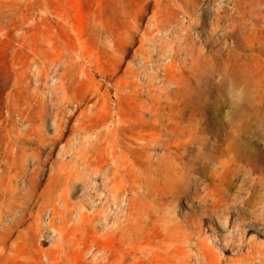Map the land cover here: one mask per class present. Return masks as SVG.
I'll return each instance as SVG.
<instances>
[{
  "label": "rangeland",
  "instance_id": "rangeland-1",
  "mask_svg": "<svg viewBox=\"0 0 264 264\" xmlns=\"http://www.w3.org/2000/svg\"><path fill=\"white\" fill-rule=\"evenodd\" d=\"M221 1L0 0V264H264V0ZM181 109L204 129L214 111L246 115L255 142L225 198L249 197L260 224L242 250L200 201L226 152L190 173L198 182L131 162L122 128L163 140L151 115ZM147 153L156 164L167 150ZM47 209L60 222L43 240Z\"/></svg>",
  "mask_w": 264,
  "mask_h": 264
},
{
  "label": "bare ground",
  "instance_id": "bare-ground-1",
  "mask_svg": "<svg viewBox=\"0 0 264 264\" xmlns=\"http://www.w3.org/2000/svg\"><path fill=\"white\" fill-rule=\"evenodd\" d=\"M213 3H214V1H213ZM220 3L222 4L223 2L221 1ZM216 4L220 5L219 3H216ZM219 7H218V10L220 9ZM232 11H233V9H232ZM227 19H228V17H227ZM237 76H238V78L242 79V75H240V73L238 71H237ZM80 100H81V98H80ZM82 100H83V98H82ZM75 103H77V102H75ZM256 107H254V108H256ZM118 111H119V109H118ZM114 116L115 115H111L110 117L112 119H117L119 122H124L125 118H126V117L124 118L122 116H116V117H114ZM202 116L203 115H199V114L192 113V112L186 113L183 111V109L179 110V112H176V113L170 114V115H165L162 113L152 114L151 115L152 120L159 123V125L165 131V139H163V140H162L163 136L160 134H157L154 138H150V139H145L143 135H139L138 138H134L133 134H134L135 130L132 128V126H127V124H126L125 127H127V128H124V127L122 128L125 132L124 137H126L129 141L128 145H126V148L129 151L130 155H132V157H133L131 162L134 165L139 164L140 166H142L143 164H147L148 166L147 165L146 166L148 169H153L155 171L160 170L164 166H165V168H169L172 171L179 170V172L174 175L173 179H175V180L176 179L177 180L187 179V182H188V180L197 181V179L195 177L193 179L192 175L190 174L192 171L195 173L196 172L204 173L205 171L209 170V164H210L209 161L212 159L213 153L223 152V151L226 152L225 156H226L227 160L225 162L224 161L219 162L218 163L219 166L215 168L216 172H218V170H219V172L215 174V170H214V173H212L210 175H206V176H208L207 178L211 183L209 185L207 184L205 186L204 195L201 197L200 201H201V207L203 209L204 215L205 216H213L223 231L228 230L229 234L227 236H225L224 238L222 237L224 245L225 246L237 245V248L241 249L242 245L244 243V241H243V238L245 236L244 233H246L245 227L247 225H251V227H252V226H254L255 223L256 224H259V223L255 219L257 217H255L252 220H248L244 216V214H246L247 205L250 202L249 197L242 198L240 200L235 201L234 203L231 202V203H233L232 205H227L225 202V198H228L227 197V193H228L227 191L229 190V186L231 185L230 182H228V178L230 177L229 176V170L234 168L235 166H238V164L240 162H244L247 160L245 150L243 151L241 149V148L245 147L247 143H244L245 141L244 142H242V141L246 138V136L249 138L250 143L255 142V140L253 139V137H251L249 135L250 133L248 134V131L245 129V125H246L245 116L246 115L242 112L234 113L233 115L230 116L231 118L228 119L227 123H225V122H221L218 120V115H217L216 111H214L213 116H211V120L209 123L210 129H204L203 127L200 126L199 122H201L200 118ZM127 119H129V118H127ZM137 120L143 121L144 116L143 115L138 116ZM184 123H186V124H184ZM124 124H125V122H124ZM238 125H240L239 128L232 130V128L234 126H238ZM28 126L29 125L27 124V127ZM152 127H153V125H152ZM227 127H229L230 129H227ZM222 129H226L223 132L224 134L223 135L219 134V135L215 136V138L213 139V142L210 141L211 139L209 140V139L205 138L204 136H201V134L204 132L219 133V132H221ZM128 132H129V134H127ZM106 135H107V133H106ZM120 135H122V134H120ZM113 139L111 141H113ZM222 141H229V142L226 144V143H222ZM130 143H133V144L131 145ZM156 146L167 150V153L160 158H156V162H155L156 164H153L150 161L152 158V155L147 153V149H150V148L156 147ZM194 146H197L196 151L193 150ZM208 148H210V150H211L210 154H206L207 152L206 153L203 152V150H206ZM233 148H235V149H233ZM129 158H130V156H129ZM213 166H215V165H213ZM171 170H166V171H168L169 173H173ZM216 181L218 182L217 184H216ZM211 184H215V188H210ZM200 186H201V183H200ZM143 187H145V186H143ZM137 193H139V192H137ZM263 206H264V204H263ZM233 207L239 208V210H238L239 212H238L237 218H235L234 221L231 223L230 218H231V215H233V210H232ZM261 208H262V206H261ZM260 217L259 218L261 219V221H259V222H260V224L264 225L263 215L261 214ZM249 230H251V228Z\"/></svg>",
  "mask_w": 264,
  "mask_h": 264
},
{
  "label": "built area",
  "instance_id": "built-area-1",
  "mask_svg": "<svg viewBox=\"0 0 264 264\" xmlns=\"http://www.w3.org/2000/svg\"><path fill=\"white\" fill-rule=\"evenodd\" d=\"M23 129L27 128V124L22 125ZM42 169L43 172L50 171L51 164L46 163ZM60 222V218L58 216L54 217V213L51 209H47L42 217V230L41 236L43 240H50L56 235V226Z\"/></svg>",
  "mask_w": 264,
  "mask_h": 264
}]
</instances>
